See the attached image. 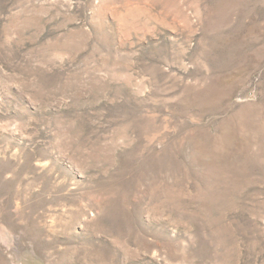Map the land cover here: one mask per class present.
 Wrapping results in <instances>:
<instances>
[{
    "label": "rangeland",
    "instance_id": "rangeland-1",
    "mask_svg": "<svg viewBox=\"0 0 264 264\" xmlns=\"http://www.w3.org/2000/svg\"><path fill=\"white\" fill-rule=\"evenodd\" d=\"M0 264H264V0H0Z\"/></svg>",
    "mask_w": 264,
    "mask_h": 264
}]
</instances>
